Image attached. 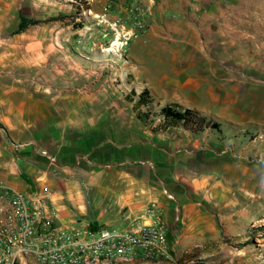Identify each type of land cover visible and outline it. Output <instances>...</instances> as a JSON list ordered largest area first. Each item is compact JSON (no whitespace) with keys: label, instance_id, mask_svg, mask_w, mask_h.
<instances>
[{"label":"crops","instance_id":"0c3cea01","mask_svg":"<svg viewBox=\"0 0 264 264\" xmlns=\"http://www.w3.org/2000/svg\"><path fill=\"white\" fill-rule=\"evenodd\" d=\"M81 2L0 0V61L22 64L25 73L33 28L47 33L39 44L94 41L100 36L88 21L115 17L124 0L107 17L110 0ZM235 6L155 0L147 29L127 44L129 63L116 86L102 67L87 71L97 77L63 99L35 104L25 83L21 99H1L0 182L31 195L49 192L65 227L118 229L128 220L150 222L144 215L155 209L168 229L170 258L130 264H264V245L255 252L247 243L264 222V169L247 161L264 137V44L239 55ZM75 15L85 16L77 27ZM20 17L39 23L17 34ZM144 57L156 67H145ZM144 89L154 110L177 104L219 130L158 129L159 119L138 117ZM15 150L22 155L14 158Z\"/></svg>","mask_w":264,"mask_h":264},{"label":"built area","instance_id":"2783aa9c","mask_svg":"<svg viewBox=\"0 0 264 264\" xmlns=\"http://www.w3.org/2000/svg\"><path fill=\"white\" fill-rule=\"evenodd\" d=\"M76 3L75 0H70ZM91 0H88V2ZM115 0H110L107 9ZM78 3V1H77ZM154 0H124L110 28L124 31V43L145 32ZM106 17L107 15L104 14ZM123 218L128 219L125 214ZM143 223L118 229H79L58 224L50 193L27 194L0 182V264H130L170 258L167 226L150 208Z\"/></svg>","mask_w":264,"mask_h":264},{"label":"rangeland","instance_id":"374dc122","mask_svg":"<svg viewBox=\"0 0 264 264\" xmlns=\"http://www.w3.org/2000/svg\"><path fill=\"white\" fill-rule=\"evenodd\" d=\"M230 1L237 7V26H232V29L236 27L238 39L243 40L238 41V53L241 55L243 52L244 55L249 49L255 48V45L264 44V23L261 24L264 22L262 21L264 18V0ZM109 11L111 10L106 7L105 14L107 15ZM117 12L118 9L114 14L115 16ZM109 16V20L107 18L100 20L101 18L96 15L93 16L94 21H88L93 24L92 28L95 34L100 36L88 43L68 40L63 42L46 41L39 44L36 39L43 32L33 28L25 37V73H22V64L16 62L12 64L13 61L8 62L7 60L0 61V101L8 94L14 98L21 99L23 83H25V96L29 97L35 104L38 100L63 99L73 95L76 92V88L84 87L87 81L97 77L96 74H87V71L101 69L102 67L104 68V75L107 73L111 81L115 83V86L120 83L119 69L124 64L129 63L125 57V50L131 39L124 43L122 35L125 30L119 29L118 34L117 31L111 29L109 24L113 23L115 17ZM74 17L79 19L74 25V27H77L85 16L75 15ZM221 31L229 34L230 30L228 27L222 26ZM63 33L66 34L68 32ZM114 43L115 45H113ZM43 49L47 51L46 58L39 56V52ZM230 51L232 49L224 52L228 54ZM144 60V66L148 69L156 67L148 57H144ZM124 79H130V75L126 73ZM48 85L52 88L45 89L44 86ZM9 86H14L13 94L9 91ZM117 91L121 93L120 90L112 91L111 93H117ZM15 151L13 153L14 158L22 155L21 152ZM241 155L240 153L238 154L239 159L242 158ZM247 161L264 169L263 136L257 139L252 156L248 157ZM251 232L253 233L247 243L253 245L255 252H257L260 249V245H264V222L255 225ZM21 264L37 263L33 260H28L26 263Z\"/></svg>","mask_w":264,"mask_h":264},{"label":"trees","instance_id":"16d2710c","mask_svg":"<svg viewBox=\"0 0 264 264\" xmlns=\"http://www.w3.org/2000/svg\"><path fill=\"white\" fill-rule=\"evenodd\" d=\"M78 1V4H83L81 0ZM39 21L32 19H25L20 17V23L15 33H21L26 30L29 26L37 25ZM135 92L131 91L128 96H134ZM137 108H144V111H138V117L144 121L151 118H157L160 120L158 129H167L169 127L181 126L184 129L192 133H200L204 130H219V125L211 120L206 119L203 115L195 110H190L184 107H181L177 104L165 105L158 110L153 109L154 99L151 96L150 92L146 89L142 90L137 96ZM92 230H96L95 226L90 227ZM199 264V263H195Z\"/></svg>","mask_w":264,"mask_h":264},{"label":"bare ground","instance_id":"6f19581e","mask_svg":"<svg viewBox=\"0 0 264 264\" xmlns=\"http://www.w3.org/2000/svg\"><path fill=\"white\" fill-rule=\"evenodd\" d=\"M113 45H115V43Z\"/></svg>","mask_w":264,"mask_h":264}]
</instances>
